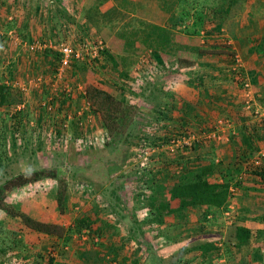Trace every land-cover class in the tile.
I'll use <instances>...</instances> for the list:
<instances>
[{"label": "rangeland", "instance_id": "1", "mask_svg": "<svg viewBox=\"0 0 264 264\" xmlns=\"http://www.w3.org/2000/svg\"><path fill=\"white\" fill-rule=\"evenodd\" d=\"M199 3L205 25L191 34ZM158 12L175 16L167 26L172 40L164 47L155 29L149 33ZM217 23L221 33L206 32ZM262 39L264 0H0V185L20 174L57 169L66 188L63 203L59 178L3 193L5 203L60 228L37 232L0 208V264H132L134 255L137 264H264V181L254 172L259 161L264 164V157L258 159L264 153V45L255 49ZM99 41L106 53L94 52ZM213 42L226 46L211 66L212 57L199 50ZM65 44L80 57L61 71ZM237 66L246 74L239 70L235 76L231 69ZM148 72L153 78L140 82ZM241 80L251 83L253 109L246 107ZM179 83L195 87L193 100L206 96L203 101L215 105L186 106L193 118L184 120L182 102L159 121L163 92L174 96ZM222 85L230 97H217L225 92ZM144 86L149 88L138 93ZM211 88L213 95L206 92ZM110 90H123L126 102L116 134L105 119L117 114L103 94ZM19 110L21 117H14ZM235 161L244 169L224 207L199 205L155 221L137 196L149 193L142 185L144 169H151L149 178L163 170L176 178L189 165L206 169L214 182ZM91 183L96 197L83 189ZM80 214H92L95 226L108 224L101 237L71 231ZM237 226L251 231L240 247ZM205 243L218 250L204 253Z\"/></svg>", "mask_w": 264, "mask_h": 264}, {"label": "trees", "instance_id": "2", "mask_svg": "<svg viewBox=\"0 0 264 264\" xmlns=\"http://www.w3.org/2000/svg\"><path fill=\"white\" fill-rule=\"evenodd\" d=\"M204 3H199L196 9L197 14L193 16L195 24L193 25L192 30L188 31L191 34L200 33L201 29L204 28L205 14L203 13V9H202V7H204ZM200 5L201 7H199ZM165 10L170 11V8H167ZM185 15L187 16V14ZM180 25H182L180 21L176 23L175 25L176 29L179 28ZM149 26L150 28H152V31L149 33H152L153 29H155L159 37H161L160 44L162 45V47H164L166 43L167 45L168 43H170V40H172V36L174 34L172 33L173 31L171 30L172 28H169L167 26L157 25L154 23L150 24ZM158 29H159V33H158ZM220 31H222L221 23H217L215 24V26H213L212 29L206 30V32L208 33H214V32L221 33ZM203 43H205V40H203ZM221 45L226 46L225 44L213 42L205 47L207 49H203V50L198 49V50L203 55L212 57L209 60L208 64L213 66L217 63L219 55H221L224 52L221 50L222 49ZM263 45H264V39H262L258 43V45L255 46L256 47L255 49H258L259 51H261L263 50ZM100 52L104 53L105 51L103 49L102 51L100 50ZM156 54H157L156 56L157 59L161 58V55L159 54V52H156ZM228 54L230 53L228 52ZM230 55L231 57L235 56V59H236L235 61H237V54H235L234 52H231ZM183 62H186V61L183 60ZM236 68L237 69H233V68L231 69V71L233 72L235 76L239 75V70L243 71L242 75L246 74L245 68L238 67V66ZM249 73L250 72L248 70L247 71L248 76H249ZM251 73L254 74L253 72ZM252 74H251V77L250 76L248 77L250 81L255 80L254 76L252 77ZM243 83H244V80H241V84ZM143 88L146 89L149 87L144 86V87L139 88L140 92L138 93H141ZM123 90L125 91L124 86H123ZM99 91L101 92L102 90H99ZM122 91H119L115 94L111 90L108 91L109 93L103 91L105 98H107L106 102H110L112 104V107L117 112V114L107 113L105 117L106 123H108L107 125L110 129V132L113 134L117 133L116 121L120 119L119 114L120 115L122 114L121 112V109H123L122 105L126 103L125 97H123L124 92ZM163 93H164L163 98L161 99V102H159V108L157 112L155 111L159 115L157 117L159 121L169 118V115L173 111H176V109H178L177 104L173 100L171 102L169 100L170 98L171 99L173 98L170 91L169 92L166 91ZM118 96H122V98H118ZM189 106L191 105L187 104V107ZM182 110H185V111H182L183 119L184 118L188 119V115L190 111H192V109L187 110L185 108L184 109L182 108ZM108 111L112 112L111 109H108ZM21 114H22V111L19 110L17 111L16 114H14V117H17V116L20 117ZM117 136L118 135H116L115 137ZM242 140H243V144L245 145V147L252 149L251 141L248 137L244 136ZM185 166H184L185 169L182 168L184 170L181 169V172H180L181 175L176 176V178H171L170 176H167V173L164 172V170L160 171L159 173L152 171L151 178H149L150 177L149 173L151 169L149 170L148 168V169H144L145 171L143 170L144 175L142 178V183H143L142 185L145 186L144 190L145 191L148 190L149 193L148 194L138 193L139 195L137 196L139 197L141 201L145 202L143 207L146 210H149V213L151 212L150 213L151 217H153L152 219H154L155 221L156 220L161 221L164 217L168 215L180 213V212H183L184 210H187L188 208H194L199 205H207L209 207H214V208H221V207L226 206L229 201L230 192L233 189L238 188V185H240V182H238L237 180H238L239 174L244 169L241 161L240 162L235 161L233 163L230 162L229 164H227L226 171L223 174V180L213 182V181H210L208 177V171L206 169L190 170L189 165L188 166L185 165ZM61 172L63 171L57 170V169L56 170H38V171L29 172L26 174H20L8 181H5L4 183L0 185V208L5 210L8 215L20 218L27 226L31 227L37 232L57 233L58 229L60 228L59 225L53 224V223H45V222L36 220L32 218L30 215H28L25 211L21 210L19 207L5 203L3 201V197L1 196L6 190H11L15 188L16 186L24 185L30 182H35L37 180H40L43 177H52V178H59L60 184L58 186L59 192H58L57 198L59 200V203H63L66 197V188L63 186V183L60 179V177H62L59 175L61 174ZM254 172L260 177L262 181H264V164L256 165L254 167ZM158 174H160V176H163V177L158 178L157 176ZM241 177L239 178L240 181H242ZM92 184L93 183H91V185L84 186L83 189L86 193L96 197L98 196V193ZM76 186L79 187V184H76ZM93 218L94 216L92 214H80L75 219L74 224L70 228L71 231L78 232V233H81L82 231H87L89 232L90 235L97 234L98 236L101 237L102 236L101 233L103 232L105 228L104 226H107L108 224L107 225L103 224L104 226H99V227L95 226L94 224L95 220ZM250 236H251V231L249 230V228L245 226H237L236 236H235L237 243L235 245L237 247L246 245L249 241ZM200 246L202 250H204V253L211 252L212 250H215V249L218 250L217 245H215L214 243H205V244H201ZM81 256L84 259H86V257L88 258L87 254H81ZM256 257L260 258L259 256H256ZM53 260L54 258L50 260V263L53 262ZM132 264H137V257L135 255H134V258L132 259Z\"/></svg>", "mask_w": 264, "mask_h": 264}, {"label": "crops", "instance_id": "3", "mask_svg": "<svg viewBox=\"0 0 264 264\" xmlns=\"http://www.w3.org/2000/svg\"><path fill=\"white\" fill-rule=\"evenodd\" d=\"M78 6V5H77ZM83 8L84 7H82V10H83ZM158 14V15H157ZM157 14H155L156 16H155V19H157V20H154V21H152V23H155V24H157V25H161V26H171L172 25V23H173V21L175 20V16L173 15V14H171V13H164V12H158ZM160 15H161V17H160ZM162 18V19H161ZM80 19V18H79ZM161 19V20H160ZM79 21V20H78ZM84 21H87V18H85V20ZM222 87H224V91L225 92H223L224 94L223 95H221L220 93L221 92H219L218 94V98H223V99H225V98H227V97H230V95H231V91H229L227 88H228V86H226V85H222ZM192 89H195V87H192V86H190V85H184V84H182V83H179L178 85H177V92L175 93V95H176V97H175V95L173 96V97H175V100L174 101H176L175 103L177 104V105H182V102H183V105H185L184 106V108L186 109V106H187V104H189V105H194V106H196L194 103H200V106L201 107H203V108H205V105H207V103L209 102L210 104H213V105H215L214 103H216L215 102V100H213L214 102L213 103H211V100L210 101H203V98L205 97L206 98V96H204V97H199V99H200V101H195V100H193L192 99V93H191V91H192ZM217 90L216 91H218V88H216ZM204 90V89H203ZM212 90H214L213 88H211V89H208V90H206V92L208 93L209 92V94L210 95H213V91ZM195 92L196 93H198V91L195 89ZM215 92V91H214ZM216 93V92H215ZM221 96V97H220ZM176 98L178 99V100H176ZM204 98V99H205ZM198 99V100H199ZM206 99H208V98H206ZM226 103H228V101H226ZM220 104H222V102H220ZM202 108V109H203ZM221 114V113H220ZM20 117H21V115H20ZM19 117V118H20ZM188 117H191V118H193V116H190V114L188 115ZM201 118V117H200ZM202 119V118H201ZM186 120H187V118H186ZM106 242V241H105ZM104 242V243H105ZM100 243V242H99ZM103 243V246H102V248H103V250L105 251V249H107L108 248V246H107V244L105 243L104 244ZM100 250H101V247H100ZM105 254V253H104ZM104 263V262H103Z\"/></svg>", "mask_w": 264, "mask_h": 264}, {"label": "built area", "instance_id": "4", "mask_svg": "<svg viewBox=\"0 0 264 264\" xmlns=\"http://www.w3.org/2000/svg\"><path fill=\"white\" fill-rule=\"evenodd\" d=\"M100 49H103L101 41H99L96 44V46L94 48V50H95L94 52L98 53ZM60 52L62 53V64H61L62 70L61 71H63L64 68L69 67L72 58L80 57L79 51L75 50L69 44L63 45L62 48L60 49ZM237 60H238V56H237ZM152 75H153L152 72H151V74H149V72L144 74L140 78V82L146 83L149 79L153 78ZM243 85H244V89H245V91L243 93V98L245 100L246 107L249 108V109H251V108L253 109V105L255 104V98H254V93H253V90H252L251 83L249 81H244ZM256 112H258V111H256ZM193 138H195V136H193ZM88 142L89 141H87V140H85V141L80 140L81 145L82 144H86ZM89 144H90V142H89ZM259 155H260V156H258L259 160L262 157H264V153H262V152ZM259 164H261L260 161H259Z\"/></svg>", "mask_w": 264, "mask_h": 264}]
</instances>
